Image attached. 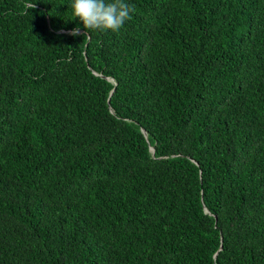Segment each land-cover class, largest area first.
Masks as SVG:
<instances>
[{"label":"trees","instance_id":"1","mask_svg":"<svg viewBox=\"0 0 264 264\" xmlns=\"http://www.w3.org/2000/svg\"><path fill=\"white\" fill-rule=\"evenodd\" d=\"M71 2L0 0V264H264V0Z\"/></svg>","mask_w":264,"mask_h":264},{"label":"clouds","instance_id":"2","mask_svg":"<svg viewBox=\"0 0 264 264\" xmlns=\"http://www.w3.org/2000/svg\"><path fill=\"white\" fill-rule=\"evenodd\" d=\"M70 7L72 17L79 18L85 30L113 33H118L135 11L126 0H72ZM78 31L72 30L73 34Z\"/></svg>","mask_w":264,"mask_h":264},{"label":"water","instance_id":"3","mask_svg":"<svg viewBox=\"0 0 264 264\" xmlns=\"http://www.w3.org/2000/svg\"><path fill=\"white\" fill-rule=\"evenodd\" d=\"M113 82V81H112ZM143 133H144V135L147 137V133H146V131L145 130H143ZM150 151H151V153H152V155H154L155 154V150H154V148H150ZM205 212L208 214L209 213V211L205 208Z\"/></svg>","mask_w":264,"mask_h":264}]
</instances>
